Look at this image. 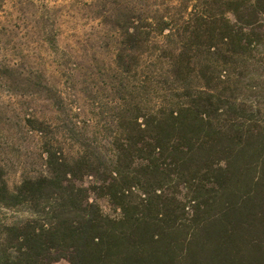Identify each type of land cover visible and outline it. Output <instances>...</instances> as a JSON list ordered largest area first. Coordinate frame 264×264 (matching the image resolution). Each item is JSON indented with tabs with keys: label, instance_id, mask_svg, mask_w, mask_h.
I'll use <instances>...</instances> for the list:
<instances>
[{
	"label": "trees",
	"instance_id": "trees-1",
	"mask_svg": "<svg viewBox=\"0 0 264 264\" xmlns=\"http://www.w3.org/2000/svg\"><path fill=\"white\" fill-rule=\"evenodd\" d=\"M151 2L131 148H47L14 189L0 171V264H264V0Z\"/></svg>",
	"mask_w": 264,
	"mask_h": 264
},
{
	"label": "rangeland",
	"instance_id": "rangeland-1",
	"mask_svg": "<svg viewBox=\"0 0 264 264\" xmlns=\"http://www.w3.org/2000/svg\"><path fill=\"white\" fill-rule=\"evenodd\" d=\"M133 7L0 0V171L10 189L44 168L47 148H87L101 164L131 148Z\"/></svg>",
	"mask_w": 264,
	"mask_h": 264
}]
</instances>
